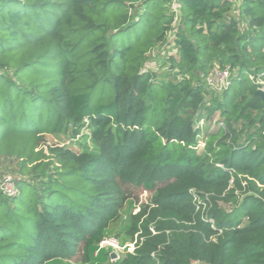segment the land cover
<instances>
[{
	"label": "trees",
	"instance_id": "trees-1",
	"mask_svg": "<svg viewBox=\"0 0 264 264\" xmlns=\"http://www.w3.org/2000/svg\"><path fill=\"white\" fill-rule=\"evenodd\" d=\"M169 1L0 0V166L22 175L0 186V264H264V0H179L163 82ZM217 63L235 72L208 105ZM69 129L79 151L48 142ZM117 228L141 237L114 260Z\"/></svg>",
	"mask_w": 264,
	"mask_h": 264
},
{
	"label": "rangeland",
	"instance_id": "rangeland-1",
	"mask_svg": "<svg viewBox=\"0 0 264 264\" xmlns=\"http://www.w3.org/2000/svg\"><path fill=\"white\" fill-rule=\"evenodd\" d=\"M179 23V22H178ZM174 26V29L172 33V38L169 40L166 44V46L162 47L161 49H158L157 47L153 50V52L150 55V63L148 64L149 69L157 76L158 80L163 82H169L171 80H177L178 78L183 77V73L180 70V67L177 65L173 67V62L171 60L172 58H178L177 57V46L175 43V33L179 29L180 23ZM177 60V59H176ZM219 64V63H217ZM206 103L209 105L210 102H212L211 97L205 98ZM220 120V113H216L214 115L206 114L205 118L200 122L201 127V135L199 140H202L206 143V140L209 139L210 134L218 128V121ZM248 124L245 122V125ZM199 125V123H198ZM249 129V128H248ZM78 136L73 132L72 129H69L65 133H59L54 135L47 136V140L49 143H53L55 145H58L64 149H71L79 151L80 147L78 145ZM243 140V138L239 139ZM12 177V178H18L22 176L17 169L14 167H11V165H7V163H3L2 166H0V180H2L4 177ZM132 195L135 196L138 206L144 205L149 203L150 198L154 194L153 191L144 190L141 188L132 190ZM222 203V202H221ZM227 208H229V205H225ZM139 211V209H137ZM204 216H208L209 210H204ZM152 230V237L155 236V234L158 233L156 228H154V225H151ZM112 238H108V240H111L115 246L109 245L113 248V251L117 252L118 255L123 254L126 250L134 251L136 248V245L138 242H140L141 234L140 232L137 233H123L118 228L112 233ZM144 238V237H143ZM141 238V240L143 239ZM115 260V259H114ZM70 264H86L83 262V254L80 250H78L77 254L73 256V258L70 259Z\"/></svg>",
	"mask_w": 264,
	"mask_h": 264
},
{
	"label": "built area",
	"instance_id": "built-area-1",
	"mask_svg": "<svg viewBox=\"0 0 264 264\" xmlns=\"http://www.w3.org/2000/svg\"><path fill=\"white\" fill-rule=\"evenodd\" d=\"M168 6L170 10L175 14V19L173 25L175 26L176 23H180V15H181V6L179 3V0H170L168 3ZM178 23V24H179ZM172 34L174 33L170 32L169 40L172 38ZM158 49H161L157 47ZM234 69L231 65L222 66L220 64H215L209 73L206 75L204 82L205 87L208 92L207 97L212 96H220L232 83V78L234 75ZM253 82L257 85V89H263L264 90V72L258 73L257 75H250ZM211 104V102H210ZM209 104V105H210ZM205 142L202 140H199L198 146L203 148L205 146ZM1 189L9 196H14L17 194V187L14 181V178L12 177H4L1 180ZM115 246V244L108 239H104L101 242V246Z\"/></svg>",
	"mask_w": 264,
	"mask_h": 264
},
{
	"label": "water",
	"instance_id": "water-1",
	"mask_svg": "<svg viewBox=\"0 0 264 264\" xmlns=\"http://www.w3.org/2000/svg\"><path fill=\"white\" fill-rule=\"evenodd\" d=\"M255 95L258 96V97H260V98L262 99V101H263V105H264V90H263V89H257ZM111 257H112L113 259L118 258V254H117V252L112 251V252H111Z\"/></svg>",
	"mask_w": 264,
	"mask_h": 264
}]
</instances>
